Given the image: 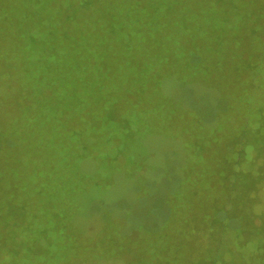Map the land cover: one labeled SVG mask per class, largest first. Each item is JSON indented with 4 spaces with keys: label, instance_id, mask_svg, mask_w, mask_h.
Returning <instances> with one entry per match:
<instances>
[{
    "label": "trees",
    "instance_id": "1",
    "mask_svg": "<svg viewBox=\"0 0 264 264\" xmlns=\"http://www.w3.org/2000/svg\"><path fill=\"white\" fill-rule=\"evenodd\" d=\"M261 77L264 0H0V79L16 81L40 97L19 119L0 122V264H32L45 254L50 244L40 212L52 208L41 202L48 174L73 151L85 154L95 150L93 141H110L106 130L121 124L137 97L168 95L161 106L171 108L175 94L192 96L194 87L206 84L212 89L215 112L209 115L220 124L206 148L214 143L216 152L208 158L213 173L199 181L205 188L211 182L209 201L217 205L232 170L252 168L250 152L261 142L264 94L257 95L255 82ZM250 94H256L253 103ZM242 97L246 109L234 105ZM152 99L148 104H156ZM188 102L183 100V108ZM226 108L229 115L223 119ZM202 110L193 113L194 124L201 122ZM182 115L168 113L160 122L179 127L175 121ZM196 191L191 193L195 199ZM203 201L188 220L172 227L177 233L170 242L158 237L161 246L153 243L149 255L134 249L127 264L199 263L206 248L198 244L192 224L208 199ZM51 214L56 217L54 210ZM32 220L42 226L37 238L30 237ZM6 221L13 226L4 233ZM81 241L75 238L72 244L78 248ZM106 242L117 247L116 238L107 235L93 248L101 252ZM99 259L106 258L100 253Z\"/></svg>",
    "mask_w": 264,
    "mask_h": 264
},
{
    "label": "rangeland",
    "instance_id": "2",
    "mask_svg": "<svg viewBox=\"0 0 264 264\" xmlns=\"http://www.w3.org/2000/svg\"><path fill=\"white\" fill-rule=\"evenodd\" d=\"M255 82L260 85L257 95L262 96L264 78ZM244 87L245 83L239 89ZM211 90L206 84L194 87L192 96L175 94V104L171 108L161 106L168 102V95L163 97L156 93L149 98L137 97L136 105L126 108L121 124L106 130L110 141H93L95 150L85 154L73 151L68 161L57 162L48 174L49 186L42 187L41 193V202L52 208L39 211L46 218L43 236L50 245H46L45 254L32 264L63 261L66 264H127L134 249L138 254H148L153 243L161 246L158 237L161 236L163 244L176 237L173 228L188 220L191 209L199 208L202 200H209L212 195L211 182L208 181L205 188L199 181L201 178L207 180L213 173L207 147L209 139L215 135L213 129H218L220 124L217 117L209 115L215 112ZM254 97L256 94L249 96L252 103ZM152 98V103L156 104L150 105L148 101ZM186 98H189L188 106L183 108L181 103ZM39 100V96L22 88L18 82L0 79V122L19 119ZM242 101H245L243 97L234 99V105L242 107ZM202 108L203 117L196 118L201 122L194 124L193 113ZM172 112L183 114L175 121L179 127H168L163 120L160 122L162 116ZM228 115L226 108L221 116L224 119ZM180 125L185 126L181 128ZM113 134L119 137L111 138ZM229 136L227 133L221 140L226 143ZM221 140L215 141L220 144ZM201 151L207 153L201 156ZM162 181L168 182V187L161 186ZM195 190L197 199L191 194ZM53 210L56 217L51 214ZM39 224L37 220L31 221V238H37L40 233ZM12 226L6 221L1 230L7 233ZM154 228L155 231L150 232ZM119 229L123 231L122 236L117 235ZM107 235L116 238L117 247L106 242L101 252L93 248ZM75 238L85 244L81 241L78 248L74 247L72 240ZM139 238L143 245L128 246L130 241ZM88 246L93 249V255L91 249L87 251ZM11 249L12 246L8 250ZM100 253L106 259L98 260ZM205 254L206 249H203L201 256Z\"/></svg>",
    "mask_w": 264,
    "mask_h": 264
},
{
    "label": "flooded vegetation",
    "instance_id": "3",
    "mask_svg": "<svg viewBox=\"0 0 264 264\" xmlns=\"http://www.w3.org/2000/svg\"><path fill=\"white\" fill-rule=\"evenodd\" d=\"M263 130L261 142L249 155L252 168H234L232 179L224 182V196L219 203H204L196 226L192 224L198 244L206 248L197 264H264ZM212 144L208 150L211 154L216 152ZM241 149L242 143L235 147L239 152ZM239 178L245 181L239 182Z\"/></svg>",
    "mask_w": 264,
    "mask_h": 264
}]
</instances>
